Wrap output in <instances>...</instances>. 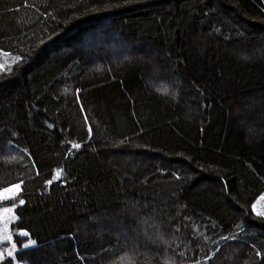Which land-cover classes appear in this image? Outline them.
Wrapping results in <instances>:
<instances>
[{
	"label": "trees",
	"instance_id": "1",
	"mask_svg": "<svg viewBox=\"0 0 264 264\" xmlns=\"http://www.w3.org/2000/svg\"><path fill=\"white\" fill-rule=\"evenodd\" d=\"M11 55L0 264H264V0H0Z\"/></svg>",
	"mask_w": 264,
	"mask_h": 264
},
{
	"label": "clouds",
	"instance_id": "2",
	"mask_svg": "<svg viewBox=\"0 0 264 264\" xmlns=\"http://www.w3.org/2000/svg\"><path fill=\"white\" fill-rule=\"evenodd\" d=\"M248 58L249 57L247 56V54H242L240 57V59L242 60H247ZM150 86L157 95L169 98L173 101L177 100L180 95V81L179 78L176 77L172 79L155 78L154 80L150 81ZM188 118H191L190 115Z\"/></svg>",
	"mask_w": 264,
	"mask_h": 264
},
{
	"label": "rangeland",
	"instance_id": "3",
	"mask_svg": "<svg viewBox=\"0 0 264 264\" xmlns=\"http://www.w3.org/2000/svg\"><path fill=\"white\" fill-rule=\"evenodd\" d=\"M9 56H7V59L4 61L0 60V66L4 65V64H8L12 61H14L15 59L17 60L18 57L15 55H11V58L8 59ZM3 70L0 67V71ZM19 191V189H18ZM18 191L13 188V192L12 193H8L7 189L6 190H2L0 191V201H6L9 199H12L17 193ZM264 198V196L262 197ZM260 199V203L264 202V199ZM12 219V215H11V211H9L8 209H1L0 210V243H2L5 239V237L7 236L6 234V226L8 225V222H11ZM9 240V239H8ZM1 258V257H0Z\"/></svg>",
	"mask_w": 264,
	"mask_h": 264
},
{
	"label": "snow or ice",
	"instance_id": "4",
	"mask_svg": "<svg viewBox=\"0 0 264 264\" xmlns=\"http://www.w3.org/2000/svg\"><path fill=\"white\" fill-rule=\"evenodd\" d=\"M90 131H91V129H89ZM72 147L73 148H79L80 147V145L79 144H73L72 145ZM61 172L60 171H58L57 173H56V178H59L60 176H61ZM13 188H15L17 191H18V189H19V185L17 184V185H14L13 187H10V188H8L7 189V192L8 193H12L13 192ZM262 199H264V198H262ZM20 203H23V201L21 200L20 201ZM5 238H7V239H11V236L10 235H8V236H6ZM14 247V246H13ZM9 255H11V253H9Z\"/></svg>",
	"mask_w": 264,
	"mask_h": 264
}]
</instances>
